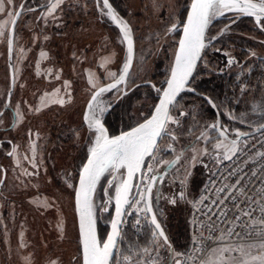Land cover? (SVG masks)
<instances>
[{
	"label": "rangeland",
	"instance_id": "rangeland-1",
	"mask_svg": "<svg viewBox=\"0 0 264 264\" xmlns=\"http://www.w3.org/2000/svg\"><path fill=\"white\" fill-rule=\"evenodd\" d=\"M49 1L44 0L43 11H36V20L43 15L41 22H33L35 20L28 19L23 12L15 32L12 57L15 87L9 109L0 116V139H10L14 143V146L4 143L0 149V180L1 167L7 170L0 194V264H82L74 195L77 173L95 145L97 135L95 128L85 121L86 105L95 89L121 75L127 62V40L107 15L109 9L103 0H54L47 6ZM178 1L131 0L127 12L126 9H115V12L134 39H144L149 45L150 40L163 36V32L158 33L161 32L158 25L162 24L159 22H166L173 12L176 24L179 25V15L184 22L189 7L182 10ZM23 2L3 0V11H0V113L10 90L9 28ZM27 7L24 3L23 8ZM222 11L223 15L211 18L208 30L216 22H224L222 33L244 17L261 26V21L253 16L235 10ZM107 39H111L110 43L105 41ZM178 40L177 37L171 53V67ZM161 42L162 39L157 45ZM108 44L110 51L106 52ZM145 48L139 41V53L127 90L143 82L140 73L151 64L148 62L152 58L143 63L148 54ZM189 89L188 85L185 91ZM122 93V87L118 86L102 92L95 101L93 110L100 114L102 124ZM140 108L139 105L134 113L131 112L135 120L142 117ZM171 115L172 112L169 120H174ZM218 124L220 121L217 132L204 135L185 150L179 147L173 151L168 145L169 135L162 137L156 149L145 158L142 178L140 182L138 177L135 180L124 221L134 218L138 224L143 220L152 228L147 231L148 245L134 252L133 255L139 257L133 264H165L167 257L169 260L172 255L174 261L186 249L190 204L210 176H202L201 163L214 152L228 158L236 150L234 141ZM172 160L177 165L163 184L162 195L173 187L176 191L182 189L187 196L184 204L173 208L166 198L159 204L155 191L153 193L156 214L166 220V225L170 223L169 237L172 239L174 230L184 231L176 241L180 244L168 247L161 237L154 235L156 230L141 196L150 177L161 172ZM124 174V167L117 173L109 168L97 181L92 194L94 224L101 245L109 231L117 189ZM261 243L245 245L240 253L228 257L229 264H259L253 258L264 256ZM123 259L119 251L111 264H125ZM221 260L220 251H217L206 264H219Z\"/></svg>",
	"mask_w": 264,
	"mask_h": 264
},
{
	"label": "trees",
	"instance_id": "trees-1",
	"mask_svg": "<svg viewBox=\"0 0 264 264\" xmlns=\"http://www.w3.org/2000/svg\"><path fill=\"white\" fill-rule=\"evenodd\" d=\"M109 1L117 11L126 9L127 12V7L131 4V0ZM43 2L44 0H24L28 7L42 6L35 10H27L25 13L28 19L35 20L33 22L43 20L42 14L39 19H35L36 11L45 9ZM248 19L249 17H244L234 22L222 33L224 22H216L207 31L208 44L189 83L190 89L183 92L172 106L171 116L174 120L170 118L165 128L167 134H163V137L169 135L168 145L173 151L179 147L184 150L186 147L190 148L204 135L217 132L219 121L218 125L231 139L237 138L242 133H250L257 128L264 129V19H261V26L255 22H249ZM158 26L161 30V24ZM158 33L162 34L160 31ZM178 35L179 33L173 41L166 40L162 36L160 39L163 42L159 46L157 45L159 38L150 40L147 45L148 41L144 39L141 41V38L135 35L136 52L133 66L139 53V41L148 49L145 48L148 54L143 63H147L151 58L152 60L148 62L151 63L149 67L140 73L142 83L136 81L137 83L131 87L132 90L125 89L126 93L121 86L123 96L118 97L114 108L104 119L110 135L134 126L152 113L169 77L171 53ZM131 75L132 70L127 82ZM139 105L141 106L139 114L142 117L135 120L131 112L134 113L135 107L139 108ZM122 112H125L124 115H121ZM175 164L176 162L172 160L168 166H175ZM201 189L202 187L193 201L200 195ZM156 201L158 203V200ZM158 219L170 242L167 244L164 241L166 245L168 247L179 245L180 243L176 241L184 235L183 229L174 230L173 227L171 239L168 231L170 223L167 222L166 225V220L163 221L159 216ZM141 222L137 224L134 218L123 222L116 253L121 252L125 264H133L139 257L133 255L134 252L148 245L150 240L147 231H150L152 227L143 220ZM168 262L167 257L165 264Z\"/></svg>",
	"mask_w": 264,
	"mask_h": 264
},
{
	"label": "snow or ice",
	"instance_id": "snow-or-ice-1",
	"mask_svg": "<svg viewBox=\"0 0 264 264\" xmlns=\"http://www.w3.org/2000/svg\"><path fill=\"white\" fill-rule=\"evenodd\" d=\"M108 7V16L113 21L120 25L124 33V39L128 41L129 52L132 50V37L127 25L119 20L115 13L111 10V5L108 0H103ZM223 9L235 10L240 13L255 16L257 21L261 16H264V0L259 3L253 0H193L191 5V13L187 19V25L184 27L185 38L180 41L179 53L176 56L175 67L172 69L171 79L167 81L168 87L163 92V99L155 109V115L151 119H145L144 123L139 124L138 127L131 131L123 133L120 136L109 138L106 135L104 127L97 119L90 127L95 128L99 135L96 136L94 147L91 148V157L87 164L83 167V173L79 181V190L76 194L77 204L80 212V227L83 235V257L84 264H108L111 249L114 246L115 239L119 235L117 232V225L119 219L112 222L113 233L108 236L107 241L100 245L96 238L94 230L93 218V204L92 193L100 176L109 168L118 169L127 167L128 181L131 180L133 174L139 171L142 161L146 155L151 154V150L156 146L157 138L165 131V119L168 118V106L173 102L177 93L183 88L187 81L196 60L200 56V51L204 47V33L208 27L211 18L216 15H223ZM0 11H3V0H0ZM175 27V26H173ZM131 65V58L123 66V74L119 78V82L124 81ZM115 75V73H112ZM117 84H112L108 88H101L96 95L93 96V101L100 93L115 88ZM63 103V101H61ZM92 105H89L91 109ZM88 119V117H86ZM215 127V125H213ZM221 147V145H217ZM117 189L116 195V214L117 218L121 215V208L123 204L128 203L127 194L129 192V182ZM151 191L150 187L142 194L141 199H146L148 193ZM264 191V190H262ZM250 199V198H249ZM264 199V196H261ZM175 203V200L172 201ZM151 211V208H148ZM264 212V208H261ZM243 216L249 217V225L252 224L251 213L243 212ZM227 215V213H223ZM152 222L155 225L157 232L156 236L162 237L167 241L159 223L156 222V217L153 215ZM243 217L237 216L236 221L231 223L242 224ZM259 227L264 228V223H259ZM251 235L252 233H247ZM261 247H264V233L261 235ZM222 251H229L224 249ZM242 251V249H241ZM254 260L259 261V264H264V256L254 257ZM179 264V261L176 262ZM219 264H224L221 260Z\"/></svg>",
	"mask_w": 264,
	"mask_h": 264
},
{
	"label": "built area",
	"instance_id": "built-area-1",
	"mask_svg": "<svg viewBox=\"0 0 264 264\" xmlns=\"http://www.w3.org/2000/svg\"><path fill=\"white\" fill-rule=\"evenodd\" d=\"M232 140L236 150L222 158L191 203L189 243L179 255L180 264H206L217 251L224 264H229L228 257L240 253L245 245L262 242L264 228L259 223H264V129ZM241 209L251 213V225ZM237 216L243 217L242 224L231 223Z\"/></svg>",
	"mask_w": 264,
	"mask_h": 264
},
{
	"label": "water",
	"instance_id": "water-1",
	"mask_svg": "<svg viewBox=\"0 0 264 264\" xmlns=\"http://www.w3.org/2000/svg\"><path fill=\"white\" fill-rule=\"evenodd\" d=\"M53 1H54V0H50V1H49V4H51ZM192 3H193V0H191V2H190V4H189V8H188V11H187V15H186L185 20H184V22H183V26H182V30H181V34H180V37H179L178 43H177V48H176V52H175V55H174V59H173V63H172V67H171V71H170V74H169V77H168L167 81L171 79L172 69L175 67L176 56H177V54L179 53V49H180V41L183 40V39L185 38V36H184V27L187 25V19H188L189 14L191 13V5H192ZM255 3H257V2H255ZM108 4L111 5V10H112V11L115 13V15L117 16V14H116V12H115V8L113 7L112 3H111L109 0H108ZM22 12H23V10H22V5H21V6L18 7V9H17V11H16V13H15V15H14L12 21H11L10 28H9V34H8V62H9V72H10V90H9L8 93H7V97H6V102H5L4 110L0 113V116L3 114V112L5 111V109H7V108L9 107L10 102H11V97H12V94H13V91H14V87H15V70H14V64H13L12 57H13V51H14V40H15L16 27H17V23H18V21H19L21 15H22ZM248 16H251V15H248ZM253 17H255V16H253ZM117 18H118V17H117ZM255 18H256V17H255ZM261 19H264V16H261V18H260V20H259L258 22H260ZM114 22H115V21H114ZM115 24H116V25L119 27V29L121 30L120 25L117 24L116 22H115ZM208 26H209V25H208ZM207 29H208V27L206 28L205 33H204V47H203V48L201 49V51H200V56H199L198 59L196 60L195 65H194V67H193V69H192L191 74L189 75V77H188L187 81L185 82L183 88L177 93V95H176L175 99L173 100V102L168 106V118L165 119V128H166V126H167V123H168V120H169V117H170V113H171V108H172V106L174 105V103L176 102V100L178 99V97H179V96H180V95L186 90V88L188 87V85H189V83H190V81H191V79H192V77H193V75H194V73H195V71H196V68H197V66H198V64H199V62H200V60H201V57H202V54H203V51H204L205 45H206V43H207V42H206V33H207ZM121 31H122V30H121ZM122 32H123V31H122ZM130 35H131V37H132V50H131V53H130V52H129V47H128L127 61L129 60V58H131V65H130V68H129V70H128V73H127V75H126L124 81L117 83V82L119 81L120 76L123 74V72H122L121 75H120L116 80H114L113 82H111V83H109V84L102 85V86L98 87L97 89H95L94 92L92 93V95L90 96L88 102H87V105H86V111H85V118H86V116H87L88 111L90 110L89 105L91 104L92 107H93L95 101L97 100V98L100 96L101 93H100L99 95L96 96V100H95V101H93V99H92L93 96L96 95V93H98L99 90H100L101 88H106V89H107L108 86H110V85H112V84H117L116 87H118V86H122L124 92H126V91H125V88H126V85H127V79H128V76H129V74H130V72H131V70H132V67H133V64H134V60H135V52H136V47H135V40H134V37L132 36V34H130ZM127 46H128V41H127ZM167 81H166L165 86H164V88L162 89V91H161V93H160V95H159L158 101H157V103H156V105H155V107H154L152 113L147 117V119H151V117H152L153 115H155V109H156V107L159 106L160 101L164 98V97H163V92H164V91L167 89V87H168ZM116 87H115V88H116ZM112 89H114V88H112ZM112 89H110V90H112ZM108 91H109V90H108ZM145 119H146V118H145ZM145 119L142 120V121H140L139 123L135 124L134 126L128 128V129H126V130H123V131H121V132H119V133H117V134H114V135H110L109 130L107 129V127L105 126V124H103V127H104L105 130H106L107 136H108L109 138H113V137H116V136H120V135H122L123 133L129 132V131H131V130H132L133 128H135V127H138L139 124L145 122ZM261 130H262V128H257L256 130H254V131H252V132H250V133H243V134H241L240 136H238V138H240V137H242V136H245V135H253V134H256V133L260 132ZM163 134H164V133H162V135H161L160 137L157 138L156 146L151 150V152H153V151L156 149V147H157V145H158V143H159L161 137L163 136ZM93 147H94V146H93ZM147 156H148V155H146L145 158H146ZM90 157H91V151L89 152V154H88L86 160L84 161V163H83V165H82V167H81V169H80L79 176H78V180H77V183H76V188H75V195H74L75 210H76V216H77V224H78V230H79V236H80V246H81V254H82V264H84V257H83V235H82V231H81V227H80V212H79V206H78V204H77L76 194H77V191L79 190V186H80V185H79V181H80L81 175H82V173H83V167L87 164L88 159H89ZM145 158H144V160H145ZM144 160L142 161V164H141V167H140L139 171H137V172H135V173L133 174V176H132V178H131L130 181H128V170H127V167H124V169H125L124 178H123V180H122V182H121V184L119 185L118 188H120V187L124 184L125 181H128V182H129V192H128V194H127V200H128V203L123 204V206H122V208H121V215H120L119 218H117V214H116L117 205H116V197H115V203H114L113 214H112L111 222H110V225H109V231H108V234H107V237H106L105 242L107 241L108 236L112 235V233H113L112 222H113L114 220H117V219H119V223H118V225H117V232L119 233V235L116 237V239H115V243H114V246H113L112 249H111V253H110V256H109L108 264H111V263H112V260H113L115 254H116V251H117V248H118V244H119V240H120V236H121V230H122L123 221H124L125 214H126V212H127V209H128L129 203H130V201H131V194H132V190H133V186H134L135 180H136V178L138 177V178H139V182H140V181H141V178H142V173H143V163H144ZM119 169H120V168H118V169H114V172L117 173V172L119 171ZM166 174H167V170H164L163 174H162L161 177H160V182H159V187H158V193L160 192L161 182H162V180L164 179V177L166 176ZM5 177H6V171H5V169H3L2 178H1V180H0V187H1V186L3 185V183H4V181H5ZM157 177H158V174H154V175L151 177V179L149 180V182H148V184H147V186H146V188H145L144 193L147 191V189H148L149 187H150L151 191L148 193L147 198L144 199V205H145L146 212H147V214H148V216H149V219H150V221H151V223H152L154 229H155L156 232H157V229H156L155 225H154L153 222H152L153 215H155V217H156V222L159 223L161 229H162L163 232H164V235L167 237V241H165V242H166L167 244H170L169 239H168V236H167V234H166V232H165V229L163 228V225L161 224L160 220L158 219V216H157V214H156V212H155L154 204H153V198H152V197H153V191H154L155 188H156V179H157ZM92 194H93V193H92ZM116 195H117V194H116ZM149 207L151 208V211H148V208H149ZM94 230H95L96 238H97L98 242L100 243V241H99V237H98V234H97V229H96L95 224H94ZM161 238H162V237H161ZM162 239H163V238H162ZM105 242H104V243H105ZM104 243H103V244H104ZM103 244H102V246H103ZM177 261H179V264L181 263L180 258H178V259H176V260L173 261V257H172V255H170V258H169V264H176Z\"/></svg>",
	"mask_w": 264,
	"mask_h": 264
},
{
	"label": "flooded vegetation",
	"instance_id": "flooded-vegetation-1",
	"mask_svg": "<svg viewBox=\"0 0 264 264\" xmlns=\"http://www.w3.org/2000/svg\"><path fill=\"white\" fill-rule=\"evenodd\" d=\"M191 2V0H179L178 1V5L179 4H181V3H184V4H181V5H179V6H181V8H182V10L184 9L185 10V8L187 7V5H188V7H189V3ZM22 5V10H23V12L25 13V11H27V10H30V9H33V10H35L36 8H38V7H42V6H33V7H27L26 9H24L23 8V5H24V2H23V4H21ZM20 5V6H21ZM187 9V8H186ZM23 12H22V14H23ZM175 12H173V14H172V17H170L166 22H162V24H161V32H163V37L165 38V37H168V39H170V40H174V38H175V36H176V34H178L179 33V35H178V39H179V37H180V34H181V30H182V26H183V22H181V17H180V15L178 16L179 17V25L178 24H176L175 22H174V20H175V14H174ZM186 15H187V13H186ZM186 17V16H185ZM185 20V19H184ZM178 25V26H177ZM173 26H175V27H173ZM208 30V29H207ZM106 37V36H105ZM161 38V37H160ZM107 43H110V41H111V39H107V40H105ZM206 41H207V33H206ZM107 50H106V52H108V51H110V49H109V44H108V46H107ZM204 52V51H203ZM203 55V54H202ZM9 108V107H8ZM7 108V109H8ZM10 127H13V124L10 126ZM163 137V136H162ZM161 137V138H162ZM161 140V139H160ZM160 142V141H159ZM4 143H8V144H11V145H13L14 146V143L10 140V139H7V140H2V139H0V149L1 148H3V145H4ZM209 158L207 159V160H205V161H203L202 163H201V166H202V176L203 175H211V173H212V171H213V169H214V167H215V165L216 164H219L220 163V161L222 160V156H220L219 155V152L217 153V152H214L211 156H208ZM177 164H175V166H176ZM175 166H167V167H164V168H162V171L161 172H158V173H156V174H158V177H157V179H156V188H155V193H156V199L158 200V203H160L161 202V200L164 198H166L167 200H168V202H169V205H171L173 208H176V206H178V205H180V204H184V201H185V199L187 198V196L185 195V193H184V191L182 190V189H179L178 191H176V189H175V187H173L172 189H169L167 192L165 191V193L162 195V186H163V184L165 183V181H166V179L172 174V172H173V170H174V168H175ZM214 166V167H213ZM1 169H2V174H3V169H5V171H6V175H7V170H6V168L4 167V166H2L1 167ZM164 170H167V174H166V176L164 177V179L162 180V182H161V186H160V192L158 193V187H159V182H160V177H161V175L163 174V172H164ZM153 175V174H152ZM78 176H79V172L77 173V180H78ZM152 177V176H151ZM151 177H150V179H151ZM210 177V176H209ZM208 177V178H209ZM207 178V179H208ZM149 179V180H150ZM206 179V180H207ZM76 180V181H77ZM5 181H6V177H5ZM5 181H4V183H3V185L0 187V194H1V192H2V189H3V187H4V184H5ZM149 182V181H148ZM77 183V182H76ZM147 184L148 183H146V185H145V188H146V186H147ZM168 184V183H167ZM145 188H144V191H145ZM154 191H153V193H154ZM153 198V197H152ZM173 200H175V203H172V201ZM192 203V202H191ZM191 205V204H190ZM161 211H164V208L162 207L161 208ZM168 264H169V262H168Z\"/></svg>",
	"mask_w": 264,
	"mask_h": 264
},
{
	"label": "bare ground",
	"instance_id": "bare-ground-1",
	"mask_svg": "<svg viewBox=\"0 0 264 264\" xmlns=\"http://www.w3.org/2000/svg\"><path fill=\"white\" fill-rule=\"evenodd\" d=\"M123 22V21H122ZM98 113V112H97ZM86 117H88V119H86L85 121H86V123L88 124V125H90V124H92V123H94V121L95 120H99L100 121V123H101V125L103 126V124H102V120H101V117H100V114L99 115H97L95 112H94V110H93V107H91V109L88 111V113H87V116ZM105 129V128H104ZM96 130V129H95ZM97 131V130H96ZM105 132H106V130H105ZM99 135V132L97 131V135L96 136H98ZM106 135H107V133H106ZM103 175V174H102ZM101 175V176H102ZM100 176V177H101ZM121 184V183H120ZM100 245H101V243H100ZM102 246V245H101Z\"/></svg>",
	"mask_w": 264,
	"mask_h": 264
}]
</instances>
